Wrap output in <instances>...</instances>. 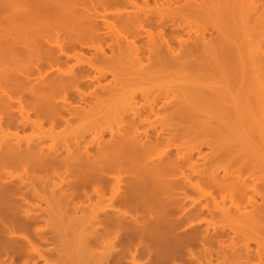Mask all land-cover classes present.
Listing matches in <instances>:
<instances>
[{"label":"bare ground","instance_id":"bare-ground-1","mask_svg":"<svg viewBox=\"0 0 264 264\" xmlns=\"http://www.w3.org/2000/svg\"><path fill=\"white\" fill-rule=\"evenodd\" d=\"M217 1H221L222 3V0H217ZM225 1L226 0L223 1L222 5H218L220 6V9L217 6L219 10L216 9V11L218 12L217 13L215 11L214 12L216 13V15L224 16L226 20H224V18L220 19V22H222L223 20L224 22H222V24L220 23L218 26L216 25L217 23L214 24L213 27L216 28V34L213 31H210L208 34L210 35V37H207L206 32L204 31L203 33L194 34V35L190 33L189 29L192 28H191V24H189L190 19L188 20V15H192L189 16L190 18V17H194L195 15L201 12H205L206 1L204 0L203 2L202 1L200 2V0H0V128H1V132L4 134L6 133L2 130V128L4 127L3 123H5L4 124L5 128L10 127L11 129L13 126V129L12 131H10V133H9V128L8 129L3 128L5 130H8V132L6 133L7 135L5 134V136L7 137H5L0 132L1 133L0 135H3L0 136V254H1L0 259L1 261L2 258L8 257L10 259L9 255L11 256L12 259V254H14L13 256H15L13 257V259L16 258V256L18 257L20 255L21 258L25 253L27 254L28 251L27 246L32 245V247H34L33 243H35L34 241L32 242L31 240L26 242L27 240H29L27 236H30L31 233H34L37 230H38L36 232L37 234L35 233L36 236H40L42 239H44L43 240L44 243L50 242L49 240H51V238L46 236L44 229L43 231H41L39 228L33 227V225L37 224L42 219L48 220V217L50 218L51 214L53 213L52 211H55L54 208L55 205L60 204L63 208L65 205L68 208L67 211L70 210L72 206V210H74L72 212L74 214L71 211L70 214L72 213L75 217L78 216L77 213L78 211L81 210L80 212L83 213L82 214L83 216L85 217L88 216L87 219L90 218L94 220L93 221L94 225L95 223L96 225L98 224L100 226L101 224L102 225L105 224L104 225L105 227L107 225V228H109V230L105 227L102 228V231H100L101 234L103 233L102 235L98 232L100 227L98 228L96 225L94 226L96 229L95 237L97 239L100 238L102 239V237L104 239V237H107V235H109V233H105V232L110 231L111 233L113 232L112 229L113 230L115 229L114 231L121 230V233H123L122 230L128 228L130 230V233L132 234V237L128 235V238L130 239L128 240V242L131 241V238L133 239V237H135L134 235L138 236L141 240L144 241L147 240L145 242L147 243V245H145L146 249L144 248L147 251L144 250V253L145 252L149 253V255H151L150 257H152L153 255V258H151V261L148 264H264V257H263L264 254L261 255L264 249L260 248L261 247V245H259L260 243H258L260 247L258 248V250L256 249L257 251L255 250L256 252H254L251 248H249V246L247 247L243 246V248L242 246H240V248H235L234 242H233L234 245L225 244L226 240H224L223 238L219 239L218 234L210 235V233L207 232L208 229H206L207 231L205 229L204 231L203 229L201 230L202 227L200 228L199 227L200 223L197 224V222H195V224L194 222H191V227L187 226L189 227L190 231L189 230L183 232H180L178 230H177L178 232L174 231L178 228L179 225H181L180 227H182V225L186 226V224L181 223L182 221H185L183 214L185 215L186 213V218L189 216V218L186 219L187 221L188 220L195 221V218L199 216L198 215L199 212L196 209H202V208L205 209V207L209 209L208 205L206 206L203 205L201 206L202 208H199L197 206V208H194L195 210L193 209V207L191 208L190 205L193 206V204L191 203L189 205V203L186 200L188 196L187 188L192 189L198 187L200 189V185L202 183L203 184L207 183V185L217 184L221 186L219 188L223 189L224 192L225 187L227 186L226 188L228 189L232 184L231 178L228 175H232L231 177L233 178L234 176H236L233 175L234 172L232 174L229 173V171H227L229 174L225 172L224 177H218L215 176L214 174L211 175L210 173H206L201 170L199 171L193 168L194 172L195 170L196 172L199 171L196 176V172L194 173L195 174L194 175V174H186L184 170L180 171L182 167L185 165L184 162L186 163L192 159L191 156L188 157V159H185L187 157H184L182 155H181L182 158L181 156H178L181 159L184 158L183 162L179 158L176 157L172 158L170 155V151L168 150H166L167 152H164L162 155H159L157 157L152 156L153 148L155 146L160 145L161 143L160 144L158 143L164 139L163 137L164 135H162L163 134L162 131L160 132L155 127L157 126L156 123H167V122L168 123H184V122L211 123L213 121H214L213 123L219 122L220 124H222V128L217 129L218 124H216L215 126L212 124V126H214L215 129L218 130L217 132L220 135H222L221 138L224 142L227 140L225 143L228 146L230 145L232 146L233 143L234 145H236L237 143V146L240 148L241 145L239 144L243 143V145H245L246 142H249V144L251 145V146H246V148L251 147L252 148L251 150H253L256 146L260 150L264 146V134L262 136V132L264 133V119H263L264 117H261V114L260 116L259 114L258 116L256 115L258 120L262 118L263 121L261 119V121H259L260 123L254 126L253 124H256V121L254 122L248 120V122L249 121L254 122L253 124L250 122L251 127H249L250 129L248 128L250 131L248 130L245 131L247 126L246 124L248 123H246L247 120L243 118L245 115L243 109L245 107H248V104H250L248 109L246 108L248 111L249 109L254 111V108L256 107L258 108L259 105V109L257 108H256L257 110L255 109L256 113H259L260 108L262 107V103H264V98L262 97L263 92H261L262 90L261 89L257 90L258 88L256 89V87L252 88L253 87L252 83H254V81L257 79V76L255 77L256 74L253 75V73L256 72V70L258 71L259 66L260 68H262L261 67L263 65L262 63H264V51H262L261 53H259L260 50L258 51V53H255L256 51L254 53L247 52V50L244 49V45H246L247 40L244 41L242 40L247 37V35H245L246 31L248 30L246 25L250 24L247 23L249 22L248 19L251 18V16L256 20H260V21L264 18V0L263 1L246 0L247 6L245 5V7L247 9H250L248 10V12L250 13H248L246 17L244 16L245 18L243 17V19L240 16L236 15L237 10H235V7L233 10H232L233 7L230 8L232 11L229 10L228 8L229 3L225 4L227 3V1L226 2ZM187 5L188 7H185ZM236 6L238 5L236 4ZM184 7L189 8L188 11L190 10V12H194V14L195 13L196 14L195 15L193 13L190 14V12H188L187 9L186 10L183 9ZM207 8L209 7L207 6ZM215 8L216 7L212 9L215 10ZM197 11H199V13ZM251 11L254 13L253 15ZM230 13H232V16ZM245 13L243 15H246ZM181 14H183V16L187 18L186 20H188V22H186V20L184 19V17L181 16ZM205 14L207 15L208 12L207 13L205 12ZM233 14H235L236 17H239V19H241L242 22L236 17L234 19ZM212 18L215 17L213 16ZM196 19L197 18H195V21ZM208 21L209 19L207 18V22ZM184 22L186 26L184 25ZM187 23L188 25H190L189 27H187ZM212 23L213 22L211 21V24ZM156 27L160 28L158 34L156 33V31H158V29L156 30ZM186 27L188 28L187 30ZM205 27H206L205 28L206 31L207 26ZM120 28L122 30L123 28L127 29L128 32H126L125 30L124 31L125 34L123 31H122L123 33H121V31H119ZM235 28L237 30H235ZM238 28H241V30H239ZM209 29L210 28H208V30ZM185 31L186 32L189 31V33L188 32L186 33L188 35L186 37L183 35L185 34L184 33ZM235 31H238V36L236 35L237 32ZM129 32H131L130 33L131 35L130 34L126 35V33ZM153 32L158 36L157 35L154 36ZM250 32H252V30H250ZM182 35H183V39L181 38ZM241 37H245V38H241ZM140 38H143L142 39L143 41ZM214 39L216 42L215 41L213 42ZM90 40L94 44H92ZM94 40L99 41L98 43H100V46L99 44L97 45L96 43L97 48L94 46V48L96 49L92 50L93 47L89 44V41L91 42L92 45H95ZM138 40L139 43L141 42V45L143 44V46L138 44ZM187 40L190 42H188ZM218 40L222 41V43L219 44L220 41ZM102 43H106L105 45L109 47L110 51H108L106 47H102L101 45L105 46ZM176 43H178L177 44L178 46L174 45ZM208 44H210L211 47L212 45H217V47H219V48L216 47L215 48L216 50L214 49L215 51L213 54L215 55V57L212 53H210V50H208L210 54L207 53ZM86 47L87 48L92 47V48L90 50L87 49ZM84 48L90 51V55L86 56V53L88 51L85 49L86 51L85 52ZM143 48L147 49L148 55L145 56L143 55L144 54ZM260 49L262 50V48ZM134 51L136 54L134 53ZM123 52H128L132 54L133 56L132 60H128L125 57L128 60L129 64L131 63L135 64V60H137L136 64L138 63V61L140 63V66L139 64L137 65L135 64V66L132 65V67L134 66L132 68L133 70L135 69L138 72H140V73H136V71L134 70L135 71L134 75L144 76L145 74L143 72H145L146 70L145 73H148L147 75L149 76L153 74V76H151L153 78L157 74L156 72L158 70H161L160 72L163 71V74L165 71L166 73L164 74V76L168 72L173 71L174 73L178 72L180 74L181 73L184 74L185 78L181 80L183 77V75H181L180 77L181 79H179L182 83L183 82L185 83V81L186 83H188L189 81L192 83L189 82V84H187L188 86L186 85L184 86V83L179 84L180 86L178 85L179 89L180 88L183 89V90L180 89L181 92L184 91L182 92V95L180 90L178 91L176 88H174L173 91L170 92L167 91V93L163 92L165 93V95H163L161 90L159 91L158 88H156L157 90L155 89L154 91V89L151 88L152 86L150 87L151 90L149 86L148 88L145 89L153 93H150L149 91L148 92L143 91L142 93L140 92L139 95L138 92L137 94L139 95L140 98L136 97L138 95L135 96L132 95L133 94L132 93L131 94L132 97L134 96L133 99H131L130 98L131 95H129L130 97L128 96L126 100L127 105H123L122 107V108H124L125 106L127 107L129 101L130 103L129 108L120 112L119 109H121V107H119L118 109L119 105L117 104L118 105L117 109L119 110L118 112L116 111V105L115 108L111 107V110L109 109L107 110L112 112H114L115 110L116 113H120L119 114L120 116L115 114L117 116H115L114 119L116 120L117 123H123L121 125L124 124L126 125V123H130L128 124V126L124 125L125 127L123 126V128L120 127L118 129V127L114 125L118 130L114 129L113 132L110 130V132L112 133H110L109 138H105L104 134L101 135L102 132L100 131L101 132L100 133L98 131V133H100L101 135L100 139L99 138L97 139L99 135L96 132L97 135H94L96 140L94 138H91V140L89 141L85 139L86 143L89 142L87 145L84 144L85 143L84 141L80 142L84 136H82V138L79 137L81 139L77 137L78 139H75V141L77 142H75L73 136L71 135L73 144L74 143L76 144V146L74 144L76 149L71 148L72 146L70 145L71 143L69 142V140L68 141L65 140L68 137L66 135H65L66 137H64L61 134L63 138H61L60 136L58 140L60 141L62 140V142L65 141L63 142V144H65L67 141V144L60 146L59 145L60 141L59 142L58 140L55 141L56 138H54L53 140L55 134L52 132L54 129H56L53 127L57 125L59 126V124L55 123L58 122V119L61 118V120L59 121H61L62 125L63 123L64 125H66L65 123L69 125L68 123H71L70 122L71 117L74 118L78 114L81 115V116L78 115L79 117H82L81 113L86 115L87 111H89V110H85V108H88L89 106L90 110L93 111V108L91 107L97 105L98 101L99 100L101 101V98L107 96L105 98L107 100L109 95L106 94H109L107 93L109 88H111L112 89L111 91L113 92L115 87L117 86L119 87V84L125 85L126 83H131L128 82L129 80H127L125 77L123 83L122 82L123 79L121 78L122 79L121 81L120 76H118V75H122L121 77H123L124 73L122 74V72L125 73L129 72L128 69L131 66L130 65L129 67H127L128 69H125L124 71L121 70L122 68L119 65H117L120 58L116 59V56L118 55V53H123ZM140 53L142 55H140ZM211 54L213 56H210ZM207 56H210L212 58H208ZM72 58H74V60L77 59L75 63L77 62L78 67H75L76 65L73 62H71L73 63L72 65L66 64L69 61V59L72 60ZM79 59H81V61ZM143 59L144 60L147 59L145 60L146 62L143 61ZM116 60L117 62H115ZM64 63L65 65L71 67H69L68 69V67L65 66L67 67L65 69L68 70H63L64 68L62 69L61 65L63 66ZM108 63H112V65H109ZM101 64L102 65L104 64L103 66L106 65L105 66L106 68L101 66ZM116 65L118 66L119 69H116L117 68ZM107 66H112L115 69L112 67L109 68ZM136 66H139L137 67L139 70H144V71H139L136 68ZM107 68L112 69L114 72H112L111 70L110 71L113 74L109 72ZM105 69L108 70L107 71L108 73L112 74L113 78H111V82H113L114 79L115 80L119 79L118 81L116 80L118 83L114 82L115 83L114 86H112L113 84L111 82L108 83L106 81L108 83L107 84L104 81L105 84H103V82L101 81L103 77L105 78V76L108 75V73L105 72L106 71ZM153 69L154 70L156 69V72L155 71L153 72ZM103 70L105 74L103 73ZM115 70H119V72L117 71L116 73ZM147 70L148 71L150 70V72H147ZM260 71L261 70L258 71L259 76L263 72V69L261 73ZM173 72L171 73L174 74ZM127 74L128 73H126V75ZM169 74L170 73H168L167 75ZM132 75H133V71H132ZM147 75H145L146 76L145 78L142 76L144 79H142V77L139 76L141 77L139 79H141L142 81L143 80L146 81L148 78L151 79V77ZM158 76H157L158 77L157 80H159V78L160 80L163 78L162 74L160 75V73H158ZM139 79L135 78L134 81L136 82V80L138 81ZM150 79L148 81H150ZM125 81L127 82L125 83ZM194 84L195 86H193ZM124 85L123 87L126 86ZM108 86L110 87L107 89ZM127 86H129V84H127ZM11 88L13 89L16 88L15 89L16 91L13 90V92H17L16 95H18L19 98L16 95L15 98V96H13L14 94L12 95V92L10 93V91L12 90ZM17 88L24 91L22 95L19 94L21 92H18ZM249 88H251L253 93H250ZM103 89H106L105 90L106 92L102 91ZM142 89L140 90L142 91ZM72 90H74V94L73 93L69 94L70 92H72ZM174 90L177 91V92L175 91V94H174ZM25 91L26 93L29 94L26 95ZM75 91H77V95H78L77 97H79V102H78L79 105L77 104L71 105V102L70 103L67 102L68 97L73 98L72 96L76 94ZM127 91L129 92V90ZM100 92L103 94L102 96L98 95V93ZM115 93H117V91L113 93L114 96ZM68 94L71 96H69ZM134 94L136 93L134 92ZM23 95L26 98L30 99V101L28 102L26 101V99L23 101V98H21L24 97ZM92 95L94 96L95 99L93 98ZM95 95L101 98H99L98 100ZM110 95H112V93ZM250 95L253 99H255L254 101L250 97ZM258 95H260L261 99L257 98L259 97ZM14 99H16V102L19 101L18 105H16V103L13 102L15 101ZM259 100L261 103L258 102ZM22 101L23 102L26 101L25 103L28 105H25V103L23 104ZM76 101H78L77 98ZM94 101H97V103L94 104ZM254 102L256 104L255 107H254ZM91 103L92 105L93 104L94 105L90 106ZM100 103H102V101ZM85 104L87 105V107ZM81 108L82 109L84 108V110H82ZM98 108H95V111ZM30 110H32V112H34V114H36L37 117L39 118L37 119V121L36 119L34 121L33 119L31 120L32 118L31 116L33 113H31ZM124 111L126 112L128 111V113H125ZM123 112L124 114L121 115V113ZM254 113L248 114V115H252V117L250 116L251 119H253ZM89 115L91 114L88 113V116ZM246 117L247 116H245V118ZM83 118L85 119V117ZM86 118L88 117L86 116ZM62 119H64V122ZM240 119L246 123L245 129L242 128L244 124L243 121H241ZM43 120L44 121L50 120V123H53L52 126H49V128L52 127L53 130H51V128L46 129L54 134L53 137L51 136L52 133L46 130L43 131L44 127L41 123V121ZM238 120H239V124L236 123L238 122ZM30 122L31 123L35 122L36 124L38 122V124L36 125L34 123L30 125ZM50 123L48 124L50 125ZM138 123L142 125L143 123H150V124L152 123L156 131H158V133H155V135L156 134L157 135L155 136L154 134H152L153 136H155L152 137L150 131H149L150 134L147 133L145 134L144 131L148 132L147 129L139 132L140 129H136L138 128L136 127ZM220 124L219 126L221 127ZM237 124L238 125L241 124L240 126L242 127L239 126L240 127L239 128ZM26 125L28 127L32 126L34 131L35 129L33 126H35L36 130H38L37 126H39L40 132L43 131L45 132V134L49 133L48 136L50 137V139H52L53 141L52 143L58 142V144L55 143L57 147H54L55 145H53L52 143H50L51 146L50 145L45 146V144L47 143V139L49 137L46 139L45 141L46 143H44L46 137H44L45 135L43 136L44 133L42 134V132L37 133V136L39 134L38 137L36 138L34 137L35 139L38 138L37 140H40V138H42V141L40 140L37 142L35 141L32 142L33 141L32 139L25 138L26 139L25 141L28 140V142H24L23 141L24 137L23 138L21 137V140L23 139L22 142H24L25 144L22 143L20 140V135L18 133H20L22 130L24 132L25 130L22 129L20 132H18L19 130L17 131V129L26 127L28 130V127ZM67 125L66 128H69L67 127ZM14 126L17 127V129L15 128L16 129L15 132H13V130H15ZM241 128L244 129L245 131L244 134L240 130ZM59 131L61 132L63 130L61 129ZM54 132L58 133L56 131ZM259 133L261 134L262 137H259ZM9 134L11 136H8ZM224 134L225 137L223 136ZM33 135L35 136V133ZM40 135H42L44 138ZM73 135L75 136V134ZM84 135L86 134L84 133ZM13 136L14 137L18 136L19 138L18 137L17 139L13 138L14 139L13 140L12 139ZM8 137H10L11 139ZM240 139L241 140L243 139L245 143L243 140L240 142ZM93 140L98 142L97 145H95L96 143H94ZM91 142L93 145L91 144ZM231 142L232 144H230ZM238 142L240 143L238 144ZM225 143L224 146L228 147ZM58 146L60 147L64 146L65 149L63 150H65L66 152L56 149L59 148ZM92 146H94L96 149H93L94 147ZM231 146L229 147L228 150L232 149ZM237 146H235L236 147L235 149H237ZM91 147L93 150L91 149ZM233 149L230 151H235L234 153H231L228 150L226 151L224 150L223 154L226 156L227 152H230V154L228 153L229 155L232 154L236 156L239 154L238 150H241V149H237V150H233ZM255 149L252 152L255 153L256 151L258 152V149L256 151ZM262 149H264V147ZM261 150L257 154L264 152V150L262 151ZM236 152H238V154ZM236 157L232 156L230 158H233L234 160V158ZM61 167H63V169H61ZM20 168L21 169L23 168L24 171L26 170L27 174L25 176L23 175L24 171L18 173L19 175L18 174L15 175L13 173L14 170H19ZM59 168L61 169V172L63 174V175L60 174V176L65 175V177L61 176L62 177L61 178L58 174L55 173L57 170H60ZM65 168L69 170V171L66 170L67 173L68 172L70 173L69 175L64 171ZM123 168L126 169L125 170L126 173L131 172V174L129 173L130 176L128 175L129 176L128 180L125 179L128 181L127 187H125L126 188L125 189L126 191H124L125 193L120 192L121 188H124V186L121 187L120 185L123 182L121 178L119 176L118 177L115 176V173H114V177L112 176L114 171L117 172L118 169H119L118 171H120V169L122 170ZM179 172H183L184 174L181 177H179L178 176L180 175ZM52 173L54 175H57V177L58 176L59 177L57 178L54 175L53 177L51 175ZM238 175L237 178L235 177L236 180L232 179V181L235 182L233 184V187L231 186L230 188L237 187L238 189L237 188L231 189L232 192H235L233 190H236L237 193L238 192L240 193L241 191L245 195V192L248 191L247 190L248 188L246 189V187H248L246 186L248 185L247 184L248 182H246L247 180L246 181L244 179L242 180L240 177H238ZM55 178L59 179V181ZM114 178L117 180L118 183V184L115 183L116 186L114 184H111L112 183L111 181L115 180ZM117 178H120V180ZM109 185L110 186L113 185V188H111L113 192L111 189H109V191L114 195L112 194L111 202L107 206L108 208L102 206L97 207L98 204H94L96 203L93 201L94 198H97L98 202L103 201L102 199L103 196L105 195L104 187H109ZM90 186H92V189H94V191H97V195L95 197L93 194H91L92 192H90L92 191L89 189ZM117 186H120V188ZM213 186H209V187L213 188ZM115 187L117 188L115 189ZM227 189L226 191H228ZM116 190L117 191L119 190L118 193ZM114 191L116 192L114 193ZM229 192H231L230 189ZM121 193L123 195H121ZM176 194L177 196L178 195L179 196L175 197L174 195ZM77 198H79L78 201L75 200ZM55 199L62 202V204L64 203V205H62L60 202L55 203L54 202ZM78 202H81V204L79 205ZM257 202L255 203L254 201L253 206H257L259 208L264 206V205L259 206L260 204L257 205ZM263 202H264V198L263 201H261V204H263ZM44 203L46 204V206H42ZM257 207L254 208L262 213L263 210L261 208H260L261 210L257 209ZM222 208H221L222 213L224 212L228 214V212L229 213L235 212V214H239L241 216H244L242 214L247 215L248 213H250L253 216H255L254 215L255 213L254 214L252 213L255 210L254 208L252 209L253 211L250 210L251 211L250 212L248 210L249 212L247 213L245 211L241 212L240 207L234 210L231 209V207H227V208L225 207L224 209ZM131 209L135 210V214H132ZM139 212H144L143 215L145 216L147 215L146 216L147 218L145 217L146 218L145 221L143 220L144 225H142V227H140L141 226L140 224H139L140 226L138 225V227L137 226L135 227L133 226L134 224L132 225L131 222L129 221H127L126 223V220L130 218L135 219L137 221L141 220L139 218L137 219L136 217V214H140ZM145 212H147L148 214L147 213L145 214ZM64 213L65 212H63V214ZM179 213H181V215L177 217ZM72 214L71 216H73ZM167 214L169 218H167L168 217ZM194 214L196 215V217L190 218L191 217L190 215L194 216ZM256 214H258V212H256ZM259 215L261 214L259 213ZM172 216H176L177 218ZM85 217L84 219H86ZM32 227L35 230L33 232H31ZM167 227H169V229H172L170 230V232L168 231V233L166 231L167 229H165ZM29 231L31 233H28L27 235V232ZM172 231H174V233H172ZM206 232L209 234H207ZM116 234L118 236L119 233H117L116 231ZM97 235L99 237H97ZM22 237L24 239H22ZM25 239L26 241L24 242ZM215 240L218 241L217 242L218 244L220 243L217 248H213ZM111 241L112 240H109L108 242L110 243V245H113ZM114 241L113 243H115ZM29 242L32 243L26 245V243ZM108 242L106 243L108 244ZM29 248H31V246ZM259 249L262 250L259 251ZM36 250L37 249H35L34 251L40 254L39 251ZM31 251L32 249L29 250L28 254L33 255L32 253L33 251L32 252ZM35 252L33 256H35ZM43 253L41 252V254ZM134 253L131 255L132 256L131 259L136 260L135 257L136 255ZM5 254H7L6 255L7 257H2ZM28 254L25 256L28 257ZM124 254L126 255V251ZM124 254H122V258L125 256ZM252 254H255V256ZM110 255L112 256V254ZM256 255L261 258V259L256 258L258 260L259 259L261 260V261L256 260L258 261V263L257 262L255 263V261H253V259L257 257ZM33 256H31L32 259L34 258ZM45 256L46 255H43L42 257L41 255L40 257L47 258ZM8 258L4 259V261L7 260V262L6 261L5 262L9 264L10 260ZM48 258L45 261H47ZM124 258H126V256ZM29 259L26 260V262L29 261ZM101 259H103V257ZM120 259H121L120 255L119 256L116 255L114 259L112 258L111 263L121 264L122 262L118 263L119 261H123ZM16 260H18V258H16ZM38 260L35 261L38 262ZM108 260L105 261V264L108 262ZM135 260L133 262L134 264H137ZM215 260L216 261L219 260V261L214 263ZM13 261L16 262L15 260ZM13 261L11 260L12 264L14 263ZM32 261H34V259ZM130 262L132 264V261ZM33 263L35 264V262ZM1 264H3V261Z\"/></svg>","mask_w":264,"mask_h":264},{"label":"rangeland","instance_id":"rangeland-1","mask_svg":"<svg viewBox=\"0 0 264 264\" xmlns=\"http://www.w3.org/2000/svg\"><path fill=\"white\" fill-rule=\"evenodd\" d=\"M203 2V0H200V2ZM204 1H206V3H205V7H206V10H205V12L207 13L208 12V14L206 15L205 14V12H201V13H199V11H197L199 14H197V15H195L194 14V12H190V10L188 11V9L189 8H185V7H188V5L187 6H185L183 9H187V11L188 12H190V14H194L195 16L194 17H190L189 18V16H192V15H188V20H189V24H191V28L192 29H189V31H190V33H192L193 35L194 34H200V33H203V31L204 32H206V35H207V37H210V35H208L209 34V32L210 31H213L215 34H216V28L215 27H213L214 26V24H216L217 26L221 23L222 24V22H224V20H226V18L224 17V16H221V15H216V13L218 12V11H216V9H220V6H218V5H222L223 4V1L224 0H222V3H221V1H217V0H209V1H207V0H204ZM227 1V3H225ZM224 3L225 4H228L229 6H228V8H229V10H231L230 8H232V10L234 9V7H235V10H237V13L239 12L240 13V15H239V13L237 14L236 13V15H238V16H240L242 19H243V17L245 16H247V14L248 13H250V12H248V10H250V9H247L246 7H245V5H246V3H247V1L246 0H226ZM231 1H233V2H231ZM246 1V2H245ZM261 1H263V0H261ZM235 3V4H234ZM152 4H153V2H152ZM212 4V5H211ZM231 4V5H230ZM236 4L238 5V6H236ZM207 6L209 7V8H207ZM216 7L215 8V10L214 9H212V8H214V7ZM217 6H218V8H217ZM247 6V5H246ZM190 7V6H189ZM205 7H204V9H205ZM245 7V8H244ZM237 8V9H236ZM192 9V8H191ZM218 9V10H219ZM244 9V10H243ZM231 10V11H232ZM184 11V10H183ZM216 13H215V12ZM240 11H242V12H240ZM243 11H245V12H243ZM213 12V13H212ZM230 12V11H229ZM233 12H235V11H233ZM211 13V14H210ZM241 13H242V15H241ZM246 14V15H243V14ZM251 13H252V15L254 14L252 11H251ZM184 14V13H183ZM183 14H181V16L182 17H184V19L186 20L187 18L185 17V16H183ZM188 14V13H187ZM205 14V15H204ZM214 14V15H213ZM231 14V16H232V13H230ZM234 15V19H235V14H233ZM210 16V17H209ZM214 16L215 18H212V17ZM198 17H199V19H198ZM201 17H202V19H201ZM204 17H205V19H204ZM209 19V21L207 22V18ZM217 17V18H216ZM220 17H222V18H220ZM244 17V18H245ZM195 18H197L196 19V21H195ZM224 18V20L222 21V22H220V19H223ZM236 18H238L239 19V17H236ZM213 19V20H212ZM228 19V18H227ZM188 20H186V22H188ZM241 22H242V20L241 19H239ZM238 20V21H239ZM194 21V22H193ZM211 21L213 22L212 24H211ZM219 21V22H218ZM239 21V22H240ZM248 21L249 22H247V23H250V24H247L246 26H247V28H248V30L246 31V34L245 35H247V37L245 38V37H241V38H245V39H242L243 41L244 40H247V43H246V45H244V49H246L247 50V52H255V53H258V51H259V53H261L262 51H264V18L260 21V20H256L255 18H253L252 16H251V18H249L248 19ZM255 21V22H254ZM209 22H210V24H209ZM196 23V24H195ZM209 24V25H208ZM252 24V25H251ZM184 25L186 26V24H185V22H184ZM204 25V26H203ZM211 25V26H210ZM215 25V26H216ZM190 25H188V23H187V27H189ZM205 26H207V30L205 31ZM186 27V30L188 29ZM155 28V27H154ZM204 28V29H203ZM208 28H210L209 30H208ZM237 28V27H236ZM235 28V30H237ZM243 28V27H242ZM121 29V28H120ZM119 29V31H121V33H123L125 30H126V32H128V30L127 29H124L123 28V30L121 29L120 30ZM158 29V31H156ZM159 29L160 28H158V27H156V33L158 34L159 33ZM239 30H241V28H238ZM245 29V28H244ZM250 30H252V32H250ZM123 31V32H122ZM154 31V32H155ZM189 31H187L188 33H189ZM153 32V33H154ZM186 31L184 32L185 34H183L185 37L186 36H188L186 33H187ZM235 32H237L236 33V35L238 36V31H235ZM131 32H129V33H126V35H128V34H130ZM251 33V34H250ZM252 33H253V36H252ZM124 34H125V32H124ZM157 34H153L154 36H156ZM243 34V33H242ZM131 35V34H130ZM129 35V36H130ZM183 35H182V39H183ZM241 35V34H240ZM244 35V34H243ZM158 36V35H157ZM159 36H160V34H159ZM141 40L143 39V38H140ZM139 39V40H140ZM219 39V38H218ZM139 40H138V44L139 45H141V42L139 43ZM140 40V41H141ZM190 40V39H189ZM217 40V39H216ZM91 41V40H90ZM89 41V44L93 47V49L92 50H94V49H96L97 47V45L99 44V46H100V43H98L99 41H97V40H94L95 41V45H92V44H94L92 41V44H91V42ZM97 41V42H96ZM143 41V40H142ZM175 41V40H174ZM188 41V40H187ZM215 41V39L213 40V42ZM218 41H220V40H218ZM218 41H217V43H218ZM176 42V41H175ZM188 42H190V41H188ZM216 42V41H215ZM96 43H97V45H96ZM143 43V42H142ZM217 43H214V44H217ZM222 43V41H220L219 42V44H221ZM102 44H106V43H102ZM178 43H176V44H174L175 46H178L177 45ZM190 44V43H189ZM211 44V43H210ZM210 44H208V47H207V53L208 54H210V53H214V51L216 50L215 48L217 47V45H212V47H214V48H212L211 46H210ZM247 45H249V46H247ZM94 46L96 47V48H94ZM98 46V47H99ZM102 47H106V49L108 50V51H110L109 50V47H107V45H105V46H103V45H101ZM141 46H143V44L141 45ZM91 47V48H92ZM87 48V47H86ZM86 48H84V51H85V49ZM91 48H87V49H90L91 50ZM100 48V47H99ZM211 48V49H210ZM217 48H219V47H217ZM260 48H262V50L260 49ZM86 49V50H87ZM213 49V50H212ZM215 49V50H214ZM208 50H210V53H209V51ZM88 51V50H87ZM73 52V51H72ZM71 52V53H72ZM86 52V51H85ZM137 52V51H136ZM143 52H144V54H143ZM143 52H142V54L145 56V55H148V52H147V49L145 48H143ZM134 53H135V51H134ZM136 54V53H135ZM141 53H140V55H142ZM210 55V56H213V55ZM87 55H90V51H88L87 53H86V56ZM119 55V56H118ZM118 55L116 56V59L117 58H120V60H119V62H118V64L117 65H119L121 68V70H124L125 71V69H128L127 67H129L130 65V67H129V69H128V71L129 72H126V73H128L127 75H126V73L125 72H122V74L124 73V76L123 77H121L122 75H118V76H120V79L122 78L123 79V81H122V79H121V81L124 83V77L127 79V80H129L128 82H131V83H126L127 81H125V85L127 86V84H129V86H125L124 84H119V87L117 88V87H115V91L113 90V92L111 91L112 89L111 88H109L110 86H108L107 87V89L109 88L110 89V91H109V89H108V92L107 93H109V94H106V95H109L108 96V98H107V100L105 99L106 97H103V98H101V97H97L96 95V97H97V99L99 100V98H101V101H102V103H100L101 101L99 100L98 101V103H97V101H94V104L95 103H97V105L99 106V108H98V106L97 105H95V106H97V107H91V108H93V111L92 110H90V108H89V106H88V108H85V110H89V111H87V114L86 115H84L83 113H81L82 114V117H79L78 115H80V114H78L77 116H76V113H75V116L76 117H74V118H72L71 117V123H68L69 125H67V123H65L66 125H67V127H69V128H66V125H64V123H63V125H62V123H61V121H59V120H61V118L60 117H58V118H60V119H58V122H60L61 123V126H60V123H58V122H55V123H57V124H59V126L57 127V126H55V127H53V128H56V129H52V127H50L51 128V130H53L52 132L55 134V135H57V136H55L51 131H49V130H46V129H48L49 128V126H52V124L53 123H50V120H43V121H41V123H42V125H43V131L44 130H46V131H48V132H50V133H52V137H53V135H54V137H53V140H54V138H56V140L55 141H57L59 138H60V136H61V138H63L62 137V135L64 136V137H68L67 139H65V140H69V142L71 143L70 145L72 146L71 148H73V149H76V144H75V146H74V144H73V140H72V136H73V138H74V141H75V139H78L79 137H81L82 138V136H84L82 139L81 138H79V139H81V141L80 142H85V139H87L88 141L89 140H91V138H94L95 139V136L94 135H97V133H98V131L100 132H102V134L101 135H103L104 134V137L105 138H109V136H110V133H112L113 132V130L115 129V130H118L120 127H122L123 128V126L125 125H121V124H123V123H117L116 122V120L114 119V117L115 116H117V115H119L120 113H116L115 112V110L114 109H112V110H114V112H112V111H107L108 109L109 110H111V107H113V108H115V105H116V111L118 112L119 110H120V112H122L123 110H126L127 108H129V106H130V103H129V101H128V106L126 107H124V108H122L123 107V105H127L126 103H127V98H128V96L129 95H131L132 93V95H140V92L142 93L143 91H147V89H145V88H148V86H149V88L151 87L152 89H154V91H155V89L156 88H158V90L160 91L161 90V92H162V94L163 95H165V93H163V92H166L167 93V91L168 92H170V91H173V89L174 88H176L178 91L181 89V90H183L182 88H178V85L179 84H183L179 79H181L180 77H181V75H183V77H182V79L181 80H183V78H185L184 77V74H180V73H178V72H173V71H170V72H168V73H170L169 75H165L164 76V74L166 73L165 71H164V74H163V71L162 72H160L161 70H158L157 72H156V69L154 70L153 69V72L155 71L156 73V75H155V77H151V76H153V74L152 75H147L148 73H145L146 72V70H145V72H143L145 75H147V76H149V77H151V79L150 78H148L146 81L145 80H141V79H139V78H141L143 75H134L135 74V71H136V73H140V72H138L137 70H133L132 68L135 66V64H136V62H137V60H135V64H133V63H131V64H129L128 63V60H132L133 59V56H132V54H130V53H128V52H123V53H118ZM139 56V55H138ZM210 56H207L208 58H212V57H210ZM128 59H126V58ZM134 57H135V55H134ZM141 57V56H140ZM214 57H215V55H214ZM85 58V57H84ZM137 58V57H136ZM135 58V59H136ZM145 58V57H144ZM126 59V60H125ZM155 59H156V57H155ZM77 59H75L74 60V58H72V60L71 59H69V61L66 63L67 65H72L73 63L76 65H74L75 67H78L77 65V62L75 63V61H76ZM80 61H81V59H79ZM125 60V61H124ZM145 60H147V59H145ZM144 59H143V61H145ZM134 61V60H133ZM70 62V63H69ZM71 62H73V63H71ZM115 62H117V60L115 61ZM114 62V63H115ZM128 63V64H125V63ZM130 62H132V61H130ZM146 62V61H145ZM69 63V64H68ZM109 65H112V63H108ZM107 64V65H108ZM137 64H139V66H140V63H139V61H138V63ZM136 64V65H137ZM263 65L261 66L262 68H260V66H259V68H258V71L259 70H261L262 71V69H263V72L261 73V71H260V76H259V72L256 70V72L258 73H256V72H254L253 73V75H255V77L257 76V79L254 81V83H252L253 84V87L252 88H255L256 87V89L257 90H262L261 92H263V98H264V63H262ZM67 65H65V63L63 64V66L61 65V67H62V69L63 70H68L69 69V67H71V66H67ZM104 65V64H103ZM102 64H101V66H103ZM114 65V64H113ZM116 65V66H117ZM132 65H134L133 67H132ZM65 66H67L68 67V69H65V68H67V67H65ZM106 66V65H105ZM105 66H103V67H105ZM125 66H126V68H125ZM139 66H136V68L137 67H139ZM107 67H112V66H107ZM106 68V67H105ZM112 68H114V67H112ZM102 69H104V68H102ZM108 69V68H107ZM115 69V68H114ZM116 69H119L118 68V66H117V68ZM138 69V68H137ZM140 69H141V67H140ZM106 70V69H105ZM109 70V72H114L112 69H108ZM108 70H106L105 72L106 73H108L107 71ZM111 70V71H110ZM120 70V71H121ZM131 70V71H130ZM139 70V69H138ZM54 71V70H53ZM117 71L119 72V70H115V72L117 73ZM127 71V70H126ZM132 71H133V75H132ZM139 71H144V70H139ZM152 71V70H151ZM254 71H255V69H254ZM55 72V71H54ZM57 72V71H56ZM105 72H104V70H103V73L105 74ZM111 72V73H112ZM147 72H150V70L148 71L147 70ZM171 72H173L174 74H172ZM252 72H253V69H252ZM111 73H108V75H106L105 76V78L103 77V79H101V81L103 82V84H105V82L107 81L108 83H110L111 82V78H113L112 77V74ZM142 73V74H143ZM152 73V72H151ZM158 73H160V75L162 74V76H163V78L160 80V78H159V80H157L158 79V77H160V76H158ZM118 74H121V73H118ZM129 74H131V75H129ZM150 74V73H149ZM180 74V75H179ZM143 76L144 78L146 77V76ZM139 76H141V77H139ZM158 76V77H157ZM161 76V77H162ZM142 77V79H144ZM119 78V77H118ZM135 78L136 79H139L138 81H139V83H138V81L136 80V82L134 81L135 80ZM105 79V80H104ZM150 79V81H148ZM117 80V79H116ZM115 79H114V81L113 82H111L113 85L112 86H114V82H116V83H118L117 81L119 80H117L116 81ZM185 80V79H184ZM105 81V82H104ZM132 81H134V82H132ZM148 81V82H147ZM155 81V82H154ZM106 82V83H107ZM122 82H119V83H122ZM144 82V83H143ZM181 82V83H180ZM190 82V81H189ZM189 82L188 83H186V81H185V83H184V86L186 85V86H188L187 84H189ZM3 83V82H2ZM107 83V84H108ZM135 83V84H134ZM149 83V84H148ZM178 83V84H177ZM190 83H192V82H190ZM132 86H131V85ZM148 84V85H147ZM174 84H175V86H174ZM251 84V85H252ZM123 85L125 86V87H123ZM192 85V84H191ZM123 87V88H121V87ZM131 86V87H130ZM180 86V85H179ZM193 86H195V84L193 85ZM8 88V87H7ZM82 88H84V87H82ZM86 88V87H85ZM119 88H121V89H119ZM142 88H144V89H142ZM151 88H150V90H151ZM189 88H190V86H189ZM12 89V90H11ZM11 89H9V90H11L10 91V93L12 92V95L13 96H15L16 95V93L17 92H13V90H15V89H13V88H11ZM18 89V92H21V93H19V94H21L22 95V93L24 92L23 90H21V89H19V88H17ZM131 89V90H130ZM140 89H142V91L140 90ZM86 90V89H85ZM106 89H103L102 91H105ZM127 90H129V92L127 91ZM133 90V91H132ZM157 90V89H156ZM181 90H180V92H181ZM249 90H250V93H253V91L251 90V88H249ZM16 91V90H15ZM88 91V90H87ZM101 91V92H102ZM117 91V93H115V96H114V92H116ZM131 91V92H130ZM149 91V90H148ZM147 91V92H148ZM158 91V92H159ZM175 91L176 90H174V94H175ZM98 93V95H100V96H102L103 94V92L102 93ZM106 92V91H105ZM134 92L136 93V94H134ZM139 92V93H138ZM150 92V91H149ZM177 92V91H176ZM182 92H184V91H182ZM182 92H181V95H182ZM186 92V91H185ZM71 93H73L74 94V90H72V92H70L69 94H71ZM75 95L74 96H72L73 98H71V97H68L67 98V102L68 103H70L71 102V105L73 104V105H79V97H77L78 95H77V91H75ZM112 93V95H110ZM125 93V94H124ZM138 93V94H137ZM150 93H153V92H150ZM188 93V92H187ZM25 94L27 95V94H29V93H26V91H25ZM24 94V95H25ZM68 94V95H69ZM104 94V95H105ZM120 94V95H119ZM161 94V95H162ZM170 94V93H169ZM171 94H173V93H171ZM184 94V93H183ZM20 95V96H21ZM23 95V96H24ZM25 95V96H26ZM132 95H131V99H133V97H132ZM139 95L138 96H136L137 98L139 97ZM142 95V94H141ZM151 95V94H150ZM168 95V94H167ZM180 95V96H181ZM185 95V94H184ZM261 95V94H260ZM260 95H258L259 97H257V98H259V99H261L260 98ZM17 97H18V95H16ZM16 96H15V98H16ZM24 96V97H25ZM69 96H71V95H69ZM93 96V95H92ZM112 96V97H111ZM179 96V97H180ZM24 97H21V98H23V101L26 99V101H30V99H28V98H24ZM77 98V100L78 101H76V98ZM151 97V96H150ZM178 97V96H177ZM184 97V96H183ZM250 97H251V95H250ZM254 97H255V95H254ZM19 98V97H18ZM30 98V97H29ZM93 98H94V96H93ZM115 98V99H114ZM129 98V99H130ZM140 98V97H139ZM252 98V97H251ZM95 99V98H94ZM103 99V100H102ZM106 101H105V100ZM128 99V100H129ZM253 99V98H252ZM251 99V100H252ZM15 101H13L14 103H16V105H18L19 103V101H17L16 102V99H14ZM18 100V99H17ZM22 100V99H21ZM70 100H75L76 101V103H75V101L73 102V101H70ZM93 100V99H92ZM255 99H253V101H254ZM257 100V99H256ZM22 101V102H23ZM25 101V102H26ZM66 101V100H65ZM125 101V102H124ZM25 102H23V104L25 103ZM27 102V103H28ZM118 102V103H117ZM131 102V101H130ZM252 102V101H251ZM258 102H260V100L258 101ZM104 103V104H103ZM109 103H110V105H109ZM120 103V104H119ZM125 103V104H124ZM253 103V102H252ZM261 103V102H260ZM259 103V104H260ZM82 104V103H81ZM93 104V105H94ZM119 106H118V105ZM258 104V103H257ZM25 105H28V104H26L25 103ZM86 105V104H85ZM89 105V104H88ZM92 105V103H91V105L90 106H93ZM249 105L250 104H248V107H249ZM255 102H254V107H255ZM117 106H118V109H119V107H121V109H117ZM86 107H87V105H86ZM248 107H245L244 109H243V112H244V119L245 120H247L246 121V123H248V124H246L243 120H241V121H243V127L242 126H240V125H238L239 124V120H238V122H236V123H238L237 124V126L239 127H242V128H244L245 129V126H246V129H245V131L246 130H248V131H250L249 129V127H251V123L253 124L255 121H256V124H253V126L254 125H257L258 123H260L259 121H261V117H264V103H262V107L260 108V111H259V113H256V110L257 109H259V105H258V108L256 109V108H254V111H255V113H254V111H252V110H250L249 109V111H252V112H249L247 109H248ZM251 107V106H250ZM253 107V106H252ZM26 108H28V107H26ZM95 108H98L96 111H95ZM247 108V109H246ZM82 109V108H81ZM106 109V110H105ZM256 109V110H255ZM82 110H84V108L82 109ZM103 110V111H102ZM245 110H246V112H245ZM107 111V112H106ZM128 111H129V109H128ZM128 111L126 112V111H124L125 113H128ZM248 111V112H247ZM30 112L31 113H33L32 114V118H31V120L33 119V121L36 119V121H37V119H39L38 117H37V115L36 114H34V112H32V110H30ZM83 112V111H82ZM112 112V113H111ZM124 112L123 113H121V115L122 114H124ZM242 112V113H243ZM258 112V111H257ZM88 113H90L91 115H89L88 116ZM242 113H241V115H242ZM250 113H254V115H253V119H251L250 118V116L252 117V115H248V114H250ZM94 114V115H93ZM115 114H117V115H115ZM258 114H259V116H260V114H261V117H259V118H261L260 120H258L257 119V116H258ZM35 115H36V117H35ZM84 115V116H83ZM98 115V116H97ZM257 115V116H256ZM70 116H72V115H70ZM74 116V115H73ZM81 116V115H80ZM86 116L88 117V118H86ZM120 116V115H119ZM245 116H247L246 118H248V119H246L245 118ZM69 117V116H68ZM83 117H85V119L83 118ZM100 118V119H99ZM242 118V117H241ZM256 118V119H255ZM56 119V120H57ZM74 119V120H73ZM107 119H108V121H107ZM116 119H117V117H116ZM264 119V118H263ZM263 119H262V121H263ZM63 120V122H64V119H62ZM112 120V121H111ZM248 120H251V121H254V122H251V121H249L248 122ZM216 121V120H215ZM40 122V121H39ZM118 122H119V119H118ZM169 122H171V121H169ZM174 122V121H173ZM214 122V121H213ZM213 122H208V123H186V122H184V123H156L157 124V126H155L156 128H157V130H159L160 132L162 131V135H164L163 137H164V139L163 140H161V142H159L158 144H160V145H158V146H155L154 148H153V151H152V156L153 157H157V156H159V155H162L164 152H167L166 150H168V151H170V155H171V157L172 158H174V157H176V158H179V159H181L182 158V156H184V157H187V158H185V159H188V157H190L191 156V158L193 159H191L190 161H188V162H190V163H188V162H184V166L182 167V169L180 170V171H185V173L186 174H194L195 172H196V170H201V171H203V172H206V173H210L211 175H215V176H218V177H224L225 176V172H227V171H229V173H232L233 174V172H234V174L233 175H236V176H234L233 178L231 177L232 175H228V176H230V178H231V182H232V184H231V186L233 187V184H234V182L232 181V179H234V180H236V178H237V175H238V173H239V175H238V177H240L242 180L244 179L246 182H248L247 184L248 185H246V186H248V187H246V189L249 191V193H248V191L247 192H245V195L240 191V193L238 192H236V190H233V191H235V192H232V190L231 189H236L237 187H235V188H230L229 186V188L227 189L226 187H225V190H224V192H223V189H220L219 187H221L220 185H217V184H208L209 186H213V188H211V187H209L208 185H207V183L206 184H201L200 185V189L198 188V187H196V186H194V187H196V188H187V190H188V196H187V198H186V200H187V202L189 203V205L192 203L193 204V206L192 205H190L191 206V208L193 207V209L194 208H197V206L199 207V208H202L201 206H203V205H208L209 206V209L208 208H206L205 207V209H196V210H198V212L201 214H199L198 213V217H196V215L194 214V216L193 215H190L191 217L190 218H192V217H196L195 218V221H191V220H188L189 221V223H190V225H189V223H188V221L186 220L187 218H189V216L186 218V213H185V215L183 214V217L185 218L184 220L185 221H182L181 223L182 224H186V226L185 225H182V227H180L181 225H179L178 226V228L176 229V230H174V231H180V232H183V231H186V230H189V227H191V222H194V224H195V222H197V224L198 223H200L199 224V227L201 228V230L203 229V231H204V229L206 230V229H208V231L207 232H209L210 233V235H214V234H218L219 236V239H224V240H226L225 241V244H229V245H232L233 244V242H234V244H235V248H240V246H242V248H243V246L244 247H247V246H249V248H251L254 252H256L257 250H258V248L260 247L259 245H261V247L260 248H262V249H264V206H262V205H264V202H263V204H261V201H263V198H264V152L263 153H259V154H257L260 150H259V148L257 147H255V145H254V147L256 148H254L253 146V148L255 149V151L258 149V152L256 151V153L255 152H252L253 150H251L252 148L251 147H248V148H246V146H251L250 144H249V142H246L245 143V141H244V143H245V145H243V143H241V144H239L242 140L240 139V142H238V144L239 145H241V147H243V148H239L238 146H237V143H236V145H234V143L232 144V142L230 143V144H232V146H234V147H232L231 145V148L233 149V150H237V149H241V150H238L239 151V154H238V152H236L238 155H236V156H234V155H229L230 154V152L231 153H234L235 151H230V150H232V149H230V150H228L229 149V147L230 146H228L225 142L227 141H223L222 140V138H221V136L222 135H220L217 131V129L218 128H222V124H220L218 121V123H213ZM251 122V123H250ZM35 122H33V123H31L30 122V125H32V124H34ZM41 123H39V124H41ZM48 123H50V125L48 124ZM210 123V124H209ZM242 123V122H241ZM262 123V122H261ZM5 123H3V128H5V125H4ZM36 124V123H35ZM37 124H38V122H37ZM36 124V125H37ZM128 124H130V123H126V125L125 126H128ZM152 124V123H151ZM150 123H143V125L142 124H140V123H138V125L136 126V127H138V128H136V129H140L139 130V132L140 131H143V130H148V132L147 131H144L145 132V134L147 133V134H150L151 133V135L152 134H154L155 135V133H158V131H156V129H155V127H153L154 125L152 124L151 125ZM161 124H163V125H161ZM207 124H208V126H207ZM212 124L215 126L216 124H218V127H217V129H215V127L214 126H212ZM219 124L221 125V127L219 126ZM246 124V125H245ZM28 125V124H27ZM26 125V126H27ZM54 125H56V124H54ZM71 125V126H70ZM114 125H116V127H118V129H116V127L114 126ZM152 126V128H151V126ZM250 125V126H249ZM113 126H114V128H113ZM124 126V127H125ZM252 126V127H253ZM7 127H8V125H7ZM28 127V126H27ZM34 127V129H35V131L33 130V128H32V126H30V127H28V130H27V128L25 127V128H18L17 129V127H15L14 126V129L16 128L17 129V131L18 132H20L22 129H24L25 131L23 132V130L20 132V133H18L19 135H20V140H21V137L24 139H22L24 142H28V140L27 141H25L26 139H32L33 141L32 142H37V141H42V138H40V140H37V139H35L36 137H38L39 136V134H38V136H37V133H41L42 132V134H43V136L44 137H46L45 138V140H44V143H46L45 141H46V139L49 137L48 136V134H45V132H43V131H41L40 132V128H39V126H37L38 128V130H36V128H35V126H33ZM41 127V126H40ZM47 127V128H46ZM142 127V128H141ZM163 127V128H162ZM239 127V128H240ZM2 128V130L4 131V132H8V130H5V129H8L9 128V133H10V131H12V129H13V126H12V128L10 129V127H8V128H5V129H3ZM49 128V129H50ZM59 128V129H58ZM67 130H66V129ZM110 128V129H109ZM155 130H154V129ZM240 129L242 132H243V134H244V129ZM249 128V129H248ZM16 129L15 130H13V132H15L16 131ZM30 129V130H29ZM63 130V131H59V130ZM42 130V129H41ZM58 130V131H57ZM104 132H103V131ZM109 130V131H108ZM110 130L112 131V132H110ZM31 131H34V132H31ZM54 131H56V132H58V133H55ZM69 131V132H68ZM71 131V132H70ZM138 131V130H137ZM149 131H150V133H149ZM220 131V130H219ZM240 131V132H241ZM0 132H1V128H0ZM12 132V133H13ZM86 134V135H84V133ZM97 132V133H96ZM100 132V133H101ZM222 132V131H221ZM241 132V133H242ZM259 132V131H258ZM257 132V133H258ZM261 132V131H260ZM2 133V132H1ZM0 133V134H1ZM5 133V134H6ZM31 134V136H30V134ZM35 133V136L33 135ZM60 133V134H59ZM64 133V134H63ZM83 133V134H82ZM100 133H98V137H97V139L99 138L100 139ZM142 133V132H141ZM250 133H252V132H250ZM4 136H5V134L4 133H2ZM17 134V135H18ZM62 134V135H61ZM73 134H75V136L73 135ZM80 134V135H79ZM93 135V136H91V135ZM143 134V133H142ZM255 134H256V131H255ZM263 132H262V136H263ZM3 135H0V136H3ZM7 135V134H6ZM18 135V136H19ZM59 135V136H58ZM66 135V136H65ZM68 135H70V136H68ZM72 135V136H71ZM157 135V134H156ZM155 135V136H156ZM258 135V134H257ZM256 135V136H257ZM8 136H11L10 134L8 135ZM17 136V137H18ZM29 136V137H28ZM40 136H42V135H40ZM42 136V137H43ZM91 136V137H90ZM155 136H153L152 135V137H155ZM224 137H225V134L223 135ZM261 136V134L259 133V137H262ZM5 137H7V136H5ZM17 137H12V139L13 138H16L17 139ZM35 137V138H34ZM43 137V138H44ZM78 137V138H77ZM8 138H10V137H8ZM19 138V137H18ZM26 138V139H25ZM89 138V139H88ZM11 139V138H10ZM170 139V140H169ZM14 140V139H13ZM22 140H21V142H22ZM72 140V141H71ZM86 140V141H87ZM96 140V139H95ZM16 141V140H15ZM60 140H58V142H59ZM67 141H66V143L65 144H67ZM94 141V140H93ZM99 141V140H98ZM233 141V140H232ZM235 141V140H234ZM24 142H22V143H24ZM31 142V141H30ZM53 141H52V139H50V137L47 139V145L45 144V146H48V145H50V143H52ZM58 142H55L56 144H58ZM63 142H65V141H63ZM63 142H62V140L59 142L60 144V146L61 145H65V144H63ZM75 142H77V141H75ZM80 142H78V143H80ZM49 143V144H48ZM55 143H52L53 145H55ZM78 143H77V145H78ZM89 143V142H88ZM88 143H84L85 145H87ZM94 143H96L95 145H97V141H94ZM224 143L228 146V147H225L224 146ZM25 144V143H24ZM83 144V143H82ZM83 144V145H84ZM91 144H92V142H91ZM248 144V145H247ZM52 145V146H53ZM93 145V144H92ZM51 146V145H50ZM60 146H58L59 148H56V149H59V150H62V151H65V150H63V149H65V147L64 146H62V147H64V148H62V147H60ZM235 146H237V149H235L236 147ZM54 147H57V145H55ZM92 147H94V146H92ZM92 147H91V149H92ZM225 147V148H224ZM227 148V149H226ZM93 149H96L95 147L93 148ZM92 149V150H93ZM246 149H248V150H246ZM249 149H250V151H249ZM226 151V150H228V151H230V152H227V155L225 156L224 154H223V151ZM262 150H264V149H262ZM261 150V151H262ZM58 151V150H57ZM202 151V152H201ZM66 152V151H65ZM224 153H226V152H224ZM229 153V154H228ZM235 153V154H236ZM179 154V155H178ZM182 155V156H181ZM240 155V156H239ZM178 156H181V158L180 157H178ZM205 156V157H204ZM228 156V157H227ZM236 157V158H234V160H233V158H230V157ZM239 156V157H238ZM194 157V158H193ZM184 159V158H183ZM183 159H181L182 160V162L184 161ZM197 161V162H196ZM190 164V165H189ZM194 166V167H193ZM196 169L195 170V172H194V169ZM60 169V168H59ZM61 169H63V167H61ZM61 169L60 170H57L55 173L56 174H58L59 176H60V174H62V172H61ZM124 169V168H123ZM123 169L121 170L120 169V171H118L117 170V172H113V177H114V173H115V176H119L120 178H121V180L123 181L121 184H120V182H119V184L121 185V187H123L124 186V188H121V191L120 192H124V191H126L125 189V187H127V183H128V178H129V173L131 174V172H127L126 173V169H124V171H123ZM21 170V171H20ZM66 168H65V172H66ZM129 170V169H128ZM24 171V169L22 168H20L19 170H14L13 171V173L15 174V175H17L18 173H21V172H23ZM67 171H69V170H67ZM198 171V172H199ZM61 172V173H60ZM119 172H120V174H119ZM124 172V173H123ZM198 172H196V176H197V173ZM54 173V172H53ZM51 174L52 176L54 175V174ZM67 173V172H66ZM65 173V174H66ZM228 173V172H227ZM226 173V174H227ZM228 173V174H229ZM27 174V172H26V170L24 171V173H23V175L25 176ZM68 175L70 174L69 172L67 173ZM125 174V175H124ZM179 174L180 175H178L179 177H181L184 173L183 172H179ZM224 174V175H223ZM19 175V174H18ZM21 175V174H20ZM63 175V174H62ZM61 175V176H62ZM129 175V176H128ZM195 175V174H194ZM54 176H56L57 177V175H54ZM53 176V177H54ZM58 176V177H59ZM60 176V177H61ZM127 176V177H126ZM57 177V178H58ZM62 177H65V175L64 176H62ZM61 177V178H62ZM177 177V176H176ZM236 177V178H235ZM57 178H55V179H57ZM60 178V179H61ZM72 178V177H71ZM120 178H117V179H119L120 180ZM229 178V179H230ZM115 179V178H114ZM125 179H127V180H125ZM58 181H59V179H57ZM206 180H207V178H206ZM239 180V179H238ZM237 180V181H238ZM114 181V182H113ZM113 181H111L110 183L111 184H114L115 186H116V184H118L117 183V180L115 179V180H113ZM202 181H204V180H202ZM236 181V182H237ZM206 182V181H205ZM208 182V181H207ZM116 183V184H115ZM125 183H126V186H125ZM201 183V182H200ZM199 186V185H198ZM95 187V186H94ZM93 187V188H94ZM97 187V186H96ZM101 187V186H100ZM110 187V188H109ZM109 187H104V190H105V195L103 196V201H101V202H98V200H97V198H94V202H96V203H94V204H98L97 205V207H99V206H102V207H105V208H108L107 206H108V204L111 202V199H112V194L113 193H110V191H109V189H111V188H113V185H109ZM117 187H119L120 188V186H117ZM117 187H115V189L117 188ZM223 187V186H222ZM89 189L90 190H92V191H90V192H92L91 194H93L94 195V197L97 195V191H94V189H92V186H90L89 187ZM97 189V188H96ZM107 189V190H106ZM114 189V190H115ZM195 189V190H194ZM226 189L228 190V191H226ZM229 189H230V191L231 192H229ZM238 189V188H237ZM112 190V189H111ZM120 190V189H119ZM118 190V191H119ZM123 190V191H122ZM117 191V190H116ZM116 191H114V193L116 192ZM118 191H117V193H118ZM179 191H181V190H179ZM112 192H113V190H112ZM120 192H119V194H120ZM227 192V193H226ZM125 193V192H124ZM246 193H248V194H246ZM114 195V194H113ZM121 195H123L122 193H121ZM181 195H184V194H181ZM175 197H178L177 196V194L176 195H174ZM263 197V198H262ZM78 199L79 198H77V199H75L76 201H78ZM56 200V201H55ZM54 200V202L56 203V202H60V201H58L57 199H55ZM185 200V201H186ZM259 202H257V201ZM254 201H255V203L257 202V205H259V206H262V207H260L262 210H263V212L261 213V212H259V210H256L255 208L257 207V206H253L254 205ZM53 202V201H52ZM104 202V203H103ZM61 204H62V202H60ZM79 203V205L81 204V202H78ZM195 203H196V205H195ZM100 204V205H99ZM54 205V204H53ZM60 207H59V206ZM58 205H55V211H52L51 213V216H50V218L48 217V220H40L37 224H34L33 225V227H36V228H39L41 231H43V229H44V232L46 233V236H48V237H50L51 238V240H49L50 242H47V241H45V242H47V243H44V239H42L40 236H36L35 235V233L38 231L37 229V231L36 232H34V233H31V232H33V231H35L34 230V228L32 227V231L30 232H27V235H28V233H31L30 234V236H27V238H29V240H27L26 241V239L24 240V242L26 241V242H28V241H34L35 243H33L34 245V247H32V245H30L31 246V248H29L30 246L28 245L26 248H27V254H28V252H29V250H31L32 249V253H33V255H34V250L35 249H37L36 251H39V253L40 254H38V252L36 253L35 252V256H33V255H31V254H28V257L30 258L31 256H33L34 258V261H32L33 259H32V257L29 259L28 257H26L25 255H27L26 253L23 255V257L25 258V260H24V258L23 257H21L20 258V255L17 257L16 256V258H18V260H16V258H14L13 259V257H15V256H13L14 254H12V259H11V256L9 255V257H10V259L6 256L7 254H5L4 256H2V257H7L9 260H10V262H9V264H12L11 263V260L13 261V260H15L16 262H14L15 264H34L33 262H35V264L37 263V264H105V261H107L108 259V262L106 263V264H112L111 263V260H112V258L114 259V257H116V255L117 256H119L120 255V257H121V259L120 260H123V261H119L118 263H121V264H131V262L130 261H132V264H134V260L133 259H131V255L134 253L136 256V262H137V264H148L150 261H151V258H153V255H152V257H150L151 255H149V253H144V250L146 249L145 248V245H147V243H145L147 240H141L138 236H136V235H134L135 237H133V239L131 238V241L130 242H128V240H130L129 238H128V235H130V237H132V234L130 233V230L127 228V229H125V230H122V232L123 233H121V230H116L117 231V233H119L118 234V236H117V234H116V231H114L113 229H112V231L113 232H111L110 233V231H108V232H105V233H109V235H107V237H104V239H103V237H102V239L100 238V239H97L96 237H95V233H96V229H95V225H96V223H95V225L93 224V221L94 220H92V219H87V217H85V216H83L82 214L83 213H81L80 211H78V213H77V215L78 216H74L73 214V212L72 211H74V210H72V206H71V208H70V210H68L67 211V207L64 205V203L62 204V205H64V208L60 205V204H58ZM256 205V204H255ZM42 206H46V204L44 203ZM196 206V207H195ZM253 206V207H252ZM53 207V206H52ZM58 209H57V208ZM222 207H231V209H237L238 207H240V211L241 212H249L250 210H252L254 207V212H252L255 216H257V217H255V216H253L252 214H250V213H248L247 215L246 214H242V215H244V216H241V215H239V214H235V212H232V213H229L228 212V214L227 213H222L221 211V208ZM53 208V209H54ZM61 208V209H60ZM66 208V209H65ZM101 208V207H100ZM224 208H222V209H224ZM259 207H257V209H260ZM208 209V210H207ZM260 209V210H261ZM57 210V211H56ZM65 210V211H64ZM195 210V209H194ZM193 210V211H194ZM232 210V211H233ZM249 210V211H248ZM65 212L64 214H63V212ZM67 211V212H66ZM70 211L73 213H71L73 216H71V214H70ZM202 211H203V213H202ZM236 211V210H235ZM253 211V210H252ZM55 212V213H54ZM61 212H62V214H61ZM131 212H132V214H135V210L133 209H131ZM227 212V211H226ZM251 212V211H250ZM256 212H258V214H256ZM140 214H142V215H140V214H136V217H137V219L139 218V219H141V220H135V219H132V218H130V219H127L126 220V223H127V221H129V222H131V224L133 225V226H137L138 227V225L140 226V227H142V225H144V222H143V220L145 221V219L147 218L145 215H143V213L144 212H139ZM147 212H145V214H146ZM184 213V212H183ZM195 213V212H194ZM259 213L261 214V215H259ZM66 214V215H65ZM76 214V213H75ZM148 214V213H147ZM191 214V213H190ZM197 214V213H196ZM54 215V216H53ZM63 215V216H62ZM176 215H178V214H176ZM181 215V213H179V215L177 216V217H179ZM252 215V216H251ZM81 216V217H80ZM167 216H168V214H167ZM84 217L86 218V219H84ZM134 217V216H133ZM135 217V218H136ZM146 217V218H145ZM151 217H152V215H151ZM172 217H175V218H177L176 216H172ZM167 218H169V216L167 217ZM46 219V218H45ZM95 219V218H94ZM182 220H183V218H182ZM96 221V220H95ZM180 223V224H181ZM188 223V224H187ZM105 224H101V226L100 225H96L98 228L100 227V229H99V233H100V231H102V228H104L105 226H104ZM131 225V226H132ZM39 226V227H38ZM103 226V227H102ZM187 226H189V227H187ZM187 227V228H186ZM105 228H107V225H106V227ZM46 229V230H45ZM108 230H109V228H107ZM165 229H167L166 231H167V233H168V231L170 232V230H172V229H169V227H167V228H165ZM40 230H39V233H40ZM106 230V229H105ZM200 230V229H199ZM46 231H49V232H46ZM165 231V232H166ZM174 231H172V233H174ZM177 231V232H178ZM190 231V230H189ZM87 232H88V234H87ZM164 232V231H163ZM206 232V233H207ZM26 233V232H25ZM24 233V234H25ZM209 233H207V234H209ZM37 234V233H36ZM87 234V235H86ZM101 234V233H100ZM100 234H98V235H100ZM103 234V233H102ZM101 234V235H102ZM116 234V235H115ZM122 234H124V235H122ZM126 234V235H125ZM39 235V234H38ZM45 235V234H44ZM97 235V237H99ZM106 235V234H105ZM104 235V236H105ZM9 236V235H8ZM116 236V237H115ZM38 237H40V238H38ZM118 237V238H117ZM35 238V239H34ZM106 238V239H105ZM118 240H117V239ZM22 239H24L23 237H22ZM88 239V240H87ZM96 239V240H95ZM217 239V238H216ZM109 240H112L111 241V243L113 244V245H110V243L108 242ZM115 240V241H114ZM133 240V241H132ZM141 240V241H140ZM89 242V243H87V242ZM97 241V242H96ZM113 241L115 242V243H113ZM134 241H135V243H134ZM137 241V242H136ZM32 242H29V243H26V245L27 244H31ZM85 242V243H84ZM96 242V243H95ZM106 242H108V244L106 243ZM125 244H124V243ZM218 241H216L215 240V242H214V246H213V248H217L218 247V245L220 244H218L217 243ZM104 243V244H103ZM126 243H130L129 245L128 244H126ZM132 243V244H131ZM258 243H260L259 245H258ZM85 244V245H84ZM93 244V245H92ZM98 244V245H97ZM114 244H116V245H114ZM233 244V245H234ZM91 245V246H90ZM198 245H200V244H198ZM86 246H88V247H86ZM93 246V247H92ZM108 246V247H107ZM196 246V245H195ZM258 246V247H257ZM127 247V248H126ZM129 247V248H128ZM130 247H131V249H130ZM257 247V248H256ZM34 248V249H33ZM38 248H40V249H38ZM126 248V249H125ZM145 248V249H144ZM44 249V250H43ZM137 249V250H136ZM148 249V248H147ZM257 249V250H256ZM262 249H259V251H261ZM126 251V255L124 254L125 253V251ZM256 250V251H255ZM124 251V252H123ZM134 251V252H133ZM145 251H147V250H145ZM149 251V250H148ZM41 252L43 253V254H41ZM123 252V253H122ZM133 252V253H132ZM253 252V253H254ZM12 253V252H11ZM130 253H132V254H130ZM4 254V253H3ZM10 254V253H9ZM16 254V253H15ZM37 254V255H36ZM109 254V255H108ZM110 254H112V256L110 255ZM122 254H124L125 256H126V258H122ZM262 254H264V250L262 251V253H261V255ZM1 255V254H0ZM17 255V254H16ZM30 255V256H29ZM42 255V257H43V255H46L45 257H49L48 258V260L47 261H45L47 258H42V257H40ZM252 255H254L255 256V254H252ZM257 256V255H256ZM1 257V256H0ZM40 257V258H39ZM103 257V259H101ZM106 257V258H105ZM134 257V256H133ZM150 257V258H149ZM263 257H264V255H263ZM7 258H2V261H3V264H5L6 262H7V260H5L4 261V259H7ZM20 258V259H19ZM29 259V261H27L26 262V260H28ZM38 258H39V260H38ZM105 258V259H104ZM254 258V257H253ZM256 258H260L259 256H257V257H255V259H253V261H255V263L257 262L258 263V261H261L260 259L258 260V259H256ZM32 259V260H31ZM150 259V260H149ZM31 260V261H30ZM35 260H38V262L37 261H35ZM100 260H101V262H100ZM256 260H258V261H256ZM0 261H1V259H0ZM2 261H1V263H2ZM219 260H215V262L214 263H216V262H218ZM5 262V263H4ZM30 262V263H29ZM104 262V263H103ZM110 262V263H109ZM0 263V264H1ZM13 263V264H14ZM6 264H8V263H6ZM114 264V263H113Z\"/></svg>","mask_w":264,"mask_h":264}]
</instances>
